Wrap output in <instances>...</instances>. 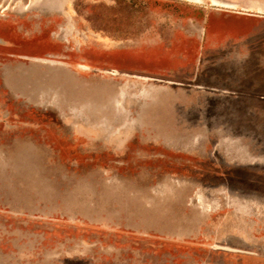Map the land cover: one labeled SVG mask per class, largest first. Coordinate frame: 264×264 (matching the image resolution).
<instances>
[{"label": "rangeland", "instance_id": "rangeland-1", "mask_svg": "<svg viewBox=\"0 0 264 264\" xmlns=\"http://www.w3.org/2000/svg\"><path fill=\"white\" fill-rule=\"evenodd\" d=\"M0 264H264V0H0Z\"/></svg>", "mask_w": 264, "mask_h": 264}, {"label": "bare ground", "instance_id": "bare-ground-1", "mask_svg": "<svg viewBox=\"0 0 264 264\" xmlns=\"http://www.w3.org/2000/svg\"><path fill=\"white\" fill-rule=\"evenodd\" d=\"M212 1V0H211ZM216 3H218V2H216ZM181 138V137H180ZM177 140H178V137L176 138ZM187 140V141H186ZM190 141H191V139L190 138H181L180 139V145L181 144H184V143H186V144H188V143H190ZM254 229V228H253Z\"/></svg>", "mask_w": 264, "mask_h": 264}]
</instances>
